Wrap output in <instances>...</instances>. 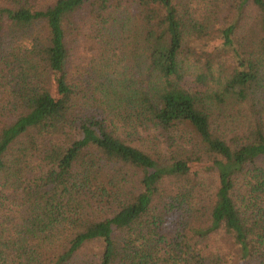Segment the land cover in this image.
<instances>
[{"label":"trees","instance_id":"obj_1","mask_svg":"<svg viewBox=\"0 0 264 264\" xmlns=\"http://www.w3.org/2000/svg\"><path fill=\"white\" fill-rule=\"evenodd\" d=\"M0 264H264V0H0Z\"/></svg>","mask_w":264,"mask_h":264},{"label":"rangeland","instance_id":"obj_2","mask_svg":"<svg viewBox=\"0 0 264 264\" xmlns=\"http://www.w3.org/2000/svg\"><path fill=\"white\" fill-rule=\"evenodd\" d=\"M133 7H134V5L132 3H127L124 6L122 11H125V13H126V12H128L130 10H133ZM116 13H118V12H115L114 14H116ZM247 15H248V18H247L246 22L247 23L248 22L251 23L252 22V18L255 16V13H254L253 9H249L247 11ZM221 17H223V16L221 15ZM112 21H113V18L111 17V22ZM86 26H89V27H85V31L87 33L88 38L91 39L92 38L91 35H96L98 33V30H97V28H95L93 26L90 27V23L89 22H87ZM110 26L114 30V32L112 31L113 34H122V36L124 35L123 30L126 31V29H127V28L126 29L125 28L118 29V26H116V24H113V23H111ZM105 32L109 33V31H105ZM218 34L219 33H213L210 36L209 39H203V40L195 41V42L191 43V47L197 48L199 51H202L204 48L210 47L214 42L217 41L216 38L218 37L217 36ZM94 39H91V41L94 40ZM204 44H206V45L204 46ZM92 52H93L92 49L86 51V53H88V54H91ZM226 62H228V64H229V61H226ZM116 67H117V71L118 72L122 70V66L121 65H117ZM187 69H188V73H187L186 77L184 78L182 84H183L184 87H186L188 89L189 88L190 89L196 88L197 87V82H196L195 77H194V73L197 71L196 64H194L192 61L188 62V68Z\"/></svg>","mask_w":264,"mask_h":264}]
</instances>
